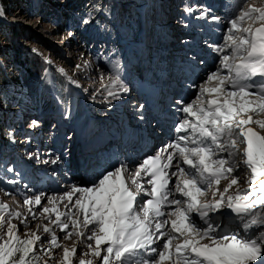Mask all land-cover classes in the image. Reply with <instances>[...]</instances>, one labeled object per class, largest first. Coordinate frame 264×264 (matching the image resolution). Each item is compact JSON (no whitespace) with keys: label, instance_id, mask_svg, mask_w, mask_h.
<instances>
[{"label":"snow or ice","instance_id":"obj_1","mask_svg":"<svg viewBox=\"0 0 264 264\" xmlns=\"http://www.w3.org/2000/svg\"><path fill=\"white\" fill-rule=\"evenodd\" d=\"M255 2L237 0L226 23L210 9L184 6L182 27L195 20L225 29L222 43L208 44L218 57L215 70L188 83L170 105V139L135 169L115 153L95 165L88 181L63 192L29 188L33 195L23 199V214L0 202V264H264V6ZM5 15L0 6V18ZM186 62L193 68L204 63L195 55ZM119 63L107 83L100 76L106 100L130 94ZM132 109L150 123L146 104L132 102ZM61 114L70 119L69 110ZM39 123L32 120L29 127ZM27 159L57 168L64 162L38 152H28ZM223 181L228 183L221 188ZM20 225L27 229L23 235ZM57 230L65 241L75 238L71 247L59 242ZM56 249L62 250L58 259Z\"/></svg>","mask_w":264,"mask_h":264},{"label":"rangeland","instance_id":"obj_2","mask_svg":"<svg viewBox=\"0 0 264 264\" xmlns=\"http://www.w3.org/2000/svg\"><path fill=\"white\" fill-rule=\"evenodd\" d=\"M166 1L167 0L160 2V7L155 5V17H160L161 12L159 9H162V12L166 11L168 7L167 4L170 3H166ZM149 2L154 4L155 2H159V0H142V4L146 3L145 5ZM136 4V0H17L16 3H12L7 8L5 17L0 18V22L3 23L2 30L5 36H7L5 39L10 42V44H8L5 41H0L1 47L6 48V51H4L5 56L0 57V73L6 81V83H0V93L3 95L0 94V189H2L0 190V193L2 192L5 194V189L7 188L18 191V193L26 190L30 184L28 185L26 181H22V178H29V176H26L28 173V175H32L31 179L28 180L29 182L37 180L38 177H43L40 182H45L47 179L48 184H52L56 174L58 178H60V173L64 177L61 167H63L65 162H63L62 166L59 168L55 166L53 169L48 170L38 168L35 166L38 164L35 163L34 160H31V162L27 159L28 152L41 151V154L39 153L41 158H46L48 156L47 154L50 152H45L47 148H50V142L48 141L49 144H46V142L44 146L41 147L42 150L40 148L37 150L35 149V139L37 137H31L33 134L35 135L36 132L32 130H37L40 126L36 127V129L29 127V124L32 120H38L40 122L39 125H42L44 123V117L52 115L48 113L49 108L47 109L50 101L56 103L57 100H52V96L50 95L52 90L55 91L53 85L50 86V80L51 84L53 81L52 75L55 79L59 77L64 78L65 101L63 103L66 106L68 105L69 108L72 107L75 109L77 107L79 113L78 118L72 120V122H70L71 124L68 123L65 125L66 128L74 130L69 136L73 139L75 138V140L69 141L67 139L68 136L66 135L65 137L63 135L62 140L65 142V147L63 146V149L65 148V150L62 153L60 151L55 152V155L60 156L63 161L65 156L68 157L74 153L73 150L71 153L70 149H73V147L76 146L75 143L77 141H85V133L88 128L93 126L98 127L101 129V131L98 132L99 135L103 134L106 125H109L111 128L109 131H104L110 135H115L113 132L122 128V125L117 126L118 128L116 127V123L119 121L118 116L113 114L116 118L110 120L112 116L108 114V117L106 111L120 113V111L117 110L120 109L122 102L127 100V96H122L120 101L111 100V98L106 100V93L104 92L100 81V76L103 73L105 75L104 83H107V76L111 74L113 65L117 60L120 62L119 67L123 71V75L131 89L130 94L128 95V100L131 102L129 106H126L125 110L122 111L124 114L122 121L127 129L132 126V123L133 126L136 125L133 130H135L137 134L131 133L135 138L142 133L141 130L139 131L140 126L137 125L136 122H133L137 115L132 109V102H135L133 101L135 100L133 97L135 96L134 93L136 94L135 83L139 84V82L143 81V78L138 74L141 71L132 64L135 59H138L139 62L142 63L139 57V51H146L149 53L148 50L142 51V47H139V45L143 44L142 41L144 40L140 39L142 31H153L152 34L156 33L157 36H155L157 37V40H159V38L164 37V32L171 31V25L170 23L166 24V20L161 18L159 20L157 19L158 21L156 23L159 28H153L146 23L145 28L142 30V10H140L141 19H136V17L133 19L138 8L142 7V5ZM255 6H264V3H262V0H257ZM24 7H27L28 10H24ZM97 8L101 9V11L97 12ZM90 12L94 19L89 18ZM86 18L90 19V23L87 25L82 23ZM53 25L55 26L53 27ZM55 30H59L60 35L52 36L49 34L50 31ZM69 32L74 35L69 36ZM118 34H121L122 38H118ZM152 38L154 37L152 36ZM131 40L135 42L137 41V44L132 45L131 43H128ZM148 40L149 44L147 43V46H152L153 43H155H150V38ZM14 56L17 60L13 59ZM9 58L12 59L13 62ZM31 58L44 64V69L40 73V79L36 86L37 100L33 103L24 100L20 94L11 93V90L8 93L10 95H6L7 88L9 89L10 85L12 88H18V74L15 72V66L18 65V60L29 61ZM46 61H50V63H47ZM85 61H87L88 67L84 66ZM78 64L81 66L80 68L76 67ZM58 69H63L64 72L67 73V76H70L72 80L79 84V87H77L76 84L70 83L65 76H62L59 73ZM140 87H145V84H141ZM66 93L69 97H66ZM2 97L6 99L5 103H1ZM109 101H111V104L113 105L111 108L108 107ZM137 103H139L138 100ZM58 107L61 108L59 103ZM43 108H46L47 110H43ZM100 108L101 110H99ZM45 113L46 115L41 118L40 115ZM98 118H105L106 120L93 123L94 121H97ZM253 127L255 128V126ZM9 132L12 133L15 142L9 139ZM38 132H36L37 136L39 135ZM76 132L77 134H75ZM98 133L95 135H98ZM261 134H264V132H261ZM142 135L143 133L139 136L141 137ZM77 146V152L74 153L73 157H70L73 159L72 162L70 161L68 164L70 166L73 163L79 164V168H77L75 174L80 180L85 182L90 179V177H88L89 172L82 169L83 160H88L87 154H85L84 157H78V154L90 152L91 149H85L79 144ZM82 149H84V151ZM13 155H17L16 161H13ZM96 158L97 161L101 160L100 156ZM32 167L36 168L37 171H29ZM9 168H12L13 171L9 172ZM54 169L59 170V173L56 171L55 175H53ZM17 173H19V175H17ZM9 180L16 181V183L9 184L7 183ZM241 180H243V177ZM59 181L62 182V180L59 179L55 181L56 185H59L58 188H63L64 182L60 184ZM77 182L78 184L81 183V181ZM27 192L31 193L29 191ZM16 197L17 196L14 195L9 199V202H15V211L25 210L23 207V200L17 201ZM23 233L24 230H21L20 234L23 235ZM63 241V238H61L60 243L62 245L64 244ZM80 251L81 248L79 247L78 255L80 254ZM58 253L60 252L54 250L55 256Z\"/></svg>","mask_w":264,"mask_h":264},{"label":"bare ground","instance_id":"obj_3","mask_svg":"<svg viewBox=\"0 0 264 264\" xmlns=\"http://www.w3.org/2000/svg\"><path fill=\"white\" fill-rule=\"evenodd\" d=\"M147 1H149V0H147ZM163 1L164 0H159V2H155L154 4L153 3H150V2L147 5H145L147 2L143 4L145 6V8H144V11H143V14H142L143 15V19L141 20L142 30L145 28V24L146 23L149 24V25H151L153 28H157V27L159 28V26H157L156 23L161 18L164 19V20H166V22H165L166 24H169L170 23V25H171V31L170 32H164L163 33V36L164 37L159 38V40H157L156 33L155 34H152L153 31L152 32H145L144 30L142 31V34H141L140 39H144V40L142 41L143 44L142 45H139V47H142V51L143 50H148L149 53H147L146 51H144V52H140L139 51V57H140V60H141V62L143 64L140 63L138 59H135L134 60V63L132 65L134 67H136L139 71H145V72H139L138 74H139V76H142V78H145V79L150 78V79L147 80V82L148 81L149 82H153V79L155 80V78H156V77L153 76L154 75V72H155V68H153V67H158L155 59H157V60L159 58L165 59L164 60V64L162 66V70L161 71H158L159 76L162 75V74H166L167 73V71H168L169 68L166 65L168 64L169 60L172 58V56L174 55V53L177 51L176 46H177V43L179 42V37L176 36V31H177L178 25H176V22H175V14L177 12H180L177 9V6H178V4H180V1H178V0H172V1L167 0L166 3H168V2H170V3L167 4L168 7H167L166 11L165 12H162L161 11L162 9H159L160 12H161L160 13V17H158V16L155 17L154 16V11H155V7H156L155 5H158L159 6V3L160 2H163ZM236 1L237 0H231L232 6L236 3ZM163 4H165V3H163ZM150 5L152 7H154V9L149 10L150 9ZM259 7H261V6H259ZM215 12H217V10ZM138 15H139V13H138ZM153 17H154V19H153ZM245 26H247V24ZM192 28L200 29V27H196V26H192ZM49 34L52 35V36L60 35L59 34V30L50 31ZM152 36L155 39L152 38ZM117 37L118 38L119 37L122 38L121 34H118ZM147 37H148V39L150 38V43L155 42V43H153V45L155 47L153 45L152 46L149 45L150 47L147 46V43L149 44V40L147 39ZM108 38H112V37H108ZM134 42L135 41H132L131 40L128 43H131L132 45H136L137 44L136 43L137 41L135 43ZM170 65H169V67H170ZM50 86H52L51 80H50ZM50 95L52 96V100L53 99H57L56 100V103L54 101H52V102L50 101V103L48 104L49 106L47 107V109L49 108V112L48 113L49 114H52V115H50V116L48 115L47 117H44V115H46V113L40 115L41 118L44 117V119H43L44 120V123L42 125H39L40 127L38 126L39 127L38 129L35 127L37 130H35V129L32 130L34 132L35 131L36 132L39 131L38 132V134H39L38 136L39 137L37 136V133L36 132H35V135L33 134V136H31V137H37L38 138V139L37 138L35 139V142H36L35 149L36 150L38 148L41 149V147H43L44 144L47 141L50 142V146H49L50 148L49 149L47 148L46 151H45V152L50 151L49 154H47L48 156L46 158H55L54 157V155L56 154L55 152L60 151L62 153L65 150V148L63 149V146L65 147V142L62 140L63 135L65 137H66V135L69 136V134H71L72 131H74L71 128H66L65 125H67L68 123L71 124L70 122H72V120H74L75 118H78L79 117V113L77 111L78 110L77 107L75 109L72 108V107L69 108L68 105L66 106L64 103H59L58 102L59 99L56 98L54 90H52V93ZM134 95L135 96H133V97L135 98V100H133V101H135V103H137V96L138 95L135 94V93H134ZM126 99L127 100L129 99L128 96L126 97ZM127 100L126 101L124 100L122 102L121 106H120V109L117 110V111H120V113H118V112H114V113L107 112L106 109H105V111L107 113L106 115L108 116V114H110L112 116L110 118V120L116 118L115 115L118 116L119 121L116 123V127L122 125V128L118 129L116 132H113V133H115L116 136L115 135H110L109 133L105 132V131H109L110 130L111 127L109 125H106L105 126V129H104L105 131L103 130V134H100V135H99L98 132L101 131V129H99L98 127H95V126L90 127V128L87 129V131L85 133V135H86L85 141H82V142H78L77 141L75 143L76 146H74L73 149H70L71 153H72V150H73L74 153L77 152V147H78L77 145L79 144V145L83 146V148H85V149L87 148V149H91V150H90V152H83V153L78 154V157L79 156H83L84 157L85 154H87V155L90 154L93 151V148L94 147H97V149H95L96 150V155H98V153H100V152H104L105 153V156H102V157H104V160H106V161L108 159H110L113 156V154H115V153L122 154L123 148H125V146L129 145V142H130V139L129 138H125V136L128 137V136H130L131 133H136V131L133 130L136 125L133 126V123H132V126L129 127V129H127L126 125H124V123L122 121V118L124 116V114L122 113V111L125 110L126 106H129V104L131 102V101L128 100V105H127ZM59 101H61V100H59ZM58 103H59V105H60L61 108L58 107ZM94 105H97V104H94ZM146 106L148 108V111L150 112V107L152 106V102L151 101H148L146 103ZM40 109H42V108H40ZM47 109L46 108H43V110H47ZM65 109L69 110L70 113H71V116H70V119L69 120H64L63 117H62V114L61 113ZM99 110H101V108ZM126 112H127V110H126ZM149 112H147L146 115L149 114ZM113 114H115V115H113ZM29 120H31V119H29ZM102 120H106V119L105 118H98V120L97 121H94L93 123L102 122ZM90 122H91V120H90ZM106 122H109V121H106ZM124 122H125V120H124ZM53 125H56V127L53 128ZM112 129H113V127H112ZM32 131H31V134H32ZM139 131H140V127H139ZM41 132H42V135L43 136L41 135ZM77 132L75 134H77ZM96 133H98V135H95ZM141 134L142 133H140L139 135H141ZM139 135L136 136V143L140 142V136ZM43 137H44V140H43ZM74 140H75V138L74 139L72 138V141H74ZM117 140H119V143H118L119 148L116 149V147H115V149H114L113 145H116ZM48 142L46 144H49ZM39 143H40V145H39ZM69 146H71V145H69ZM33 150H34V148H33ZM82 150L84 151V149H82ZM38 151H40V150H38ZM113 151H115V152H113ZM40 152H38V153H40ZM144 152H145V150L142 149L139 152L138 156L141 157ZM74 153H72L70 156H68L67 159L64 157L65 164L63 165V167H61L62 165L60 166L62 168L61 171H63V173H65L67 164L70 163V161L72 162V159L73 158L71 159L70 157H73L74 156ZM16 156L17 155H13V157H12L13 158V161H16ZM55 156H57V155H55ZM86 161L83 160V163H82L83 168L82 167L81 168L84 169V171L89 172L88 177L91 178L92 171H89V168L90 167L86 165ZM91 161L93 162V165H96L97 163H99V161H97V158L96 159H91ZM35 166H37L38 168H41V169H48V170L53 169L55 167V165H43V164H38V165H35ZM130 166L133 169L134 165L133 166L130 165ZM71 167H72V172L73 173H72V175H70L69 179L66 180L62 176L61 173L59 174L60 175L59 176L60 178H58L57 177V174H56V177L54 179V182H52V184H48V180L47 179H46L45 182H40V180L43 179V177H38L37 180H33V181L29 182L28 180L31 179L32 175H28L29 174L28 173V174H26V176H29V178H26V179L25 178H22L23 179L22 181H26V183L28 185L30 184L29 187H27V189L24 190L21 193H18V191H14L11 188L5 189L9 193V195H5L4 193L1 192L0 193V202H3V203L8 204L10 206V208L15 211V209H16L15 205L16 204H15L14 201H13V203L12 202H9L10 201L9 199L12 196L15 195V196H17L16 197L17 198V201L18 200L20 201V200H23L25 197H28V196L33 195L32 192L31 193H28L27 192L29 188H32L36 192H44L46 195H51L53 193L63 192L64 190H66L67 185H69V184H73V183L78 184L77 181H81L80 184L84 183V181L80 180L79 177H77V175L75 174V171L77 170V168H79V164L73 163V164H71ZM35 169L36 168L32 167V168L29 169V171H32V172L37 171V169L36 170ZM24 171H26V170H24ZM56 171L59 173V170L56 169ZM61 176H62V178H61ZM63 178H64V180H63ZM58 179L59 180H62V182H64V184H63L64 187L63 188H58L59 185H56L55 181H57ZM62 182H60V184H62ZM227 183H228L227 181H223L222 184H221V188H223ZM10 195H11V197H10ZM209 196H210V194H209ZM20 212L23 214V213L26 212V209L25 210L23 209V211H20ZM14 222L18 223V221H14ZM34 223H39V221H35V222H33V224ZM19 227H20V231L21 230H24V232L27 231V229L23 228L22 225H20ZM30 227H31V225H30ZM62 235H63V233H60L57 230V236H58V238L61 239L62 238ZM60 239H59V242H60ZM73 242H75V238H73L72 240H68V241H65L64 240L63 241V243H64L63 245L71 247V245H72ZM56 250L60 252V253L56 254V257L59 258V254H61L62 250L61 249H56ZM78 253H79V247L77 248V255H78Z\"/></svg>","mask_w":264,"mask_h":264},{"label":"trees","instance_id":"obj_4","mask_svg":"<svg viewBox=\"0 0 264 264\" xmlns=\"http://www.w3.org/2000/svg\"><path fill=\"white\" fill-rule=\"evenodd\" d=\"M17 0H0V6H2L5 9V12L7 10V8L12 4V3H16ZM18 1H23V0H18ZM139 3L142 2V0H138ZM21 8H23L22 6H20ZM29 7V6H28ZM30 8V7H29ZM24 10H28V8L24 7ZM3 27V23L0 22V41H5L6 43L10 44V42L5 39V34L2 30ZM5 47H1L0 44V57H4L5 55ZM17 55V54H16ZM10 59V58H9ZM15 60L16 57L14 56ZM12 60V59H10ZM13 62V60H12ZM15 72L16 74H18L17 79H18V88L17 87H13L10 85L9 89L7 88V93L6 95L10 92L11 93H16V94H20L21 97L24 100H27L31 103L36 102L37 100V96H36V86L38 83V80L40 79V73L42 72V70L44 69V64L40 61L37 60H33L32 58L27 61H20L18 60V65L15 66ZM52 83H53V87L55 89V91L58 93V97L60 99L65 100L64 97V78L63 77H59L57 79L53 78L52 75ZM0 83H6L5 79L3 78V76L0 73ZM1 94V93H0ZM2 95V94H1ZM10 95V94H8ZM3 96V95H2ZM2 102L1 103H5L6 99H4L3 97L1 98Z\"/></svg>","mask_w":264,"mask_h":264}]
</instances>
